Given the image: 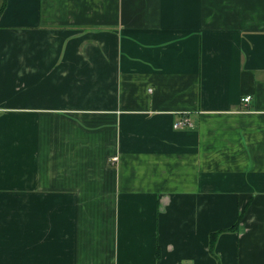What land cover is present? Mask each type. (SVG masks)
<instances>
[{
  "label": "crops",
  "instance_id": "0c3cea01",
  "mask_svg": "<svg viewBox=\"0 0 264 264\" xmlns=\"http://www.w3.org/2000/svg\"><path fill=\"white\" fill-rule=\"evenodd\" d=\"M0 264H264V0H0Z\"/></svg>",
  "mask_w": 264,
  "mask_h": 264
},
{
  "label": "built area",
  "instance_id": "2783aa9c",
  "mask_svg": "<svg viewBox=\"0 0 264 264\" xmlns=\"http://www.w3.org/2000/svg\"><path fill=\"white\" fill-rule=\"evenodd\" d=\"M250 99H251V97H250V96H247V97H245V98L243 99V102H244V103H248V102L250 101ZM177 125L180 126V127L191 126V121H190L188 118H183V119H181V120L178 122ZM117 159H118L117 157L114 158V161H117Z\"/></svg>",
  "mask_w": 264,
  "mask_h": 264
},
{
  "label": "trees",
  "instance_id": "16d2710c",
  "mask_svg": "<svg viewBox=\"0 0 264 264\" xmlns=\"http://www.w3.org/2000/svg\"><path fill=\"white\" fill-rule=\"evenodd\" d=\"M217 234H215L213 237H215ZM212 241H214V238H212Z\"/></svg>",
  "mask_w": 264,
  "mask_h": 264
}]
</instances>
